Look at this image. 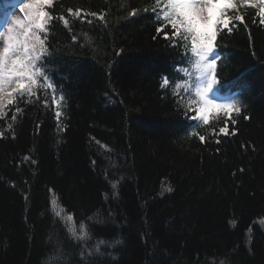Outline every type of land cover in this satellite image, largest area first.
I'll return each instance as SVG.
<instances>
[{
  "label": "trees",
  "instance_id": "obj_1",
  "mask_svg": "<svg viewBox=\"0 0 264 264\" xmlns=\"http://www.w3.org/2000/svg\"><path fill=\"white\" fill-rule=\"evenodd\" d=\"M237 4L217 80L243 104L204 125L163 85L184 49L157 32L155 0L54 1L63 115L42 87L0 113V264H264V17ZM98 240L103 255H81Z\"/></svg>",
  "mask_w": 264,
  "mask_h": 264
},
{
  "label": "snow or ice",
  "instance_id": "obj_2",
  "mask_svg": "<svg viewBox=\"0 0 264 264\" xmlns=\"http://www.w3.org/2000/svg\"><path fill=\"white\" fill-rule=\"evenodd\" d=\"M240 2L247 3L248 0H240ZM53 5L54 0H27L20 9L25 13V19L16 21L15 26L8 29L3 50L0 52V113L6 105L12 104L17 96L22 99L25 95L29 98L35 96L38 84L42 88L55 91V87L45 74L43 67L47 59L50 58L46 41L51 23L56 18L47 9ZM236 8L237 0H163V5L162 0H155V7L151 9L160 25L157 32H162L171 46L179 45L184 49L182 62L189 63L197 73L196 83L192 89L195 98L189 99L187 104L189 108L195 106L196 116L203 121L204 125L209 124V109L223 110L226 116L241 111L235 101L222 104L210 98L214 86L219 83L216 75L219 53L216 51L215 41L219 32L227 29L230 33L233 30L229 27L232 18L227 13L229 9ZM68 11L75 17H82V10L73 12L69 8ZM131 14L135 15L136 13L132 12ZM260 14L264 17V6H261ZM91 15L95 17L97 14L92 13ZM83 18L87 19L86 13L83 14ZM59 19L65 26L69 24L68 19L64 17H59ZM99 19L104 20V16L101 15ZM235 20L242 21L243 17L236 16ZM87 22L92 23L91 20ZM260 22L264 24V19H261ZM165 28H169L171 35L168 31H164ZM41 33L44 34L43 37ZM48 71L50 72L51 69L49 68ZM181 71L188 74V69ZM41 78L44 81L43 84H40ZM163 84H168L167 78H164ZM62 91L63 89H61ZM63 99L64 97L61 95L60 99L55 101L57 106ZM20 111L22 109L17 107L16 112ZM56 116L59 118V111ZM12 119L15 120L16 116L13 115ZM220 131L226 132V128H221ZM199 139L203 141L205 137L200 136ZM112 187L115 189L116 184L113 183ZM167 191L170 192L172 189L168 188ZM52 203L55 204L56 201ZM72 219L71 215L66 217L67 221H72ZM89 219L91 221V218ZM79 228L78 232L77 226L73 224L68 230L75 239L86 243L90 238L89 232L83 222ZM106 243L104 240H98L92 249L85 247L81 255H84L85 252L103 255L100 249ZM114 243L119 244L121 241L117 240ZM89 258L91 259V256ZM220 264H224V261L221 260Z\"/></svg>",
  "mask_w": 264,
  "mask_h": 264
},
{
  "label": "rangeland",
  "instance_id": "obj_3",
  "mask_svg": "<svg viewBox=\"0 0 264 264\" xmlns=\"http://www.w3.org/2000/svg\"><path fill=\"white\" fill-rule=\"evenodd\" d=\"M13 20H15V22L18 21V20L19 21H22V19L21 18L19 19L18 16H15L14 19L12 17V20L11 21H13ZM15 22H13V24L11 22V24L9 25V27L2 34H0V52H2V50H3L4 40H5L6 35L8 33V29L13 28L15 26ZM210 98L215 99V100H217L218 103H222V104L223 103H231L232 102V101H230V98H227L226 100H224V99H221V98L216 97V94H215L214 91H213V93H210ZM236 98H238V96ZM216 110H218V109H209V112L216 111Z\"/></svg>",
  "mask_w": 264,
  "mask_h": 264
},
{
  "label": "bare ground",
  "instance_id": "obj_4",
  "mask_svg": "<svg viewBox=\"0 0 264 264\" xmlns=\"http://www.w3.org/2000/svg\"><path fill=\"white\" fill-rule=\"evenodd\" d=\"M262 218L264 219V216H262Z\"/></svg>",
  "mask_w": 264,
  "mask_h": 264
}]
</instances>
